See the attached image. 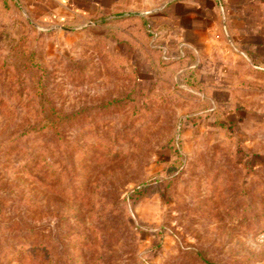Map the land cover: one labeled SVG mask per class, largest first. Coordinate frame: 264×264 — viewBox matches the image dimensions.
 I'll return each instance as SVG.
<instances>
[{
  "label": "rangeland",
  "instance_id": "rangeland-1",
  "mask_svg": "<svg viewBox=\"0 0 264 264\" xmlns=\"http://www.w3.org/2000/svg\"><path fill=\"white\" fill-rule=\"evenodd\" d=\"M0 264H264V0H0Z\"/></svg>",
  "mask_w": 264,
  "mask_h": 264
}]
</instances>
